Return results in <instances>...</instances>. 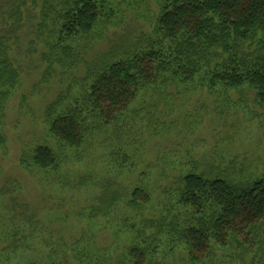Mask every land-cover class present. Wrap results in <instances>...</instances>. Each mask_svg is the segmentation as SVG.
Wrapping results in <instances>:
<instances>
[{
    "label": "rangeland",
    "instance_id": "rangeland-1",
    "mask_svg": "<svg viewBox=\"0 0 264 264\" xmlns=\"http://www.w3.org/2000/svg\"><path fill=\"white\" fill-rule=\"evenodd\" d=\"M162 1L111 0L109 22L60 47L40 29L41 0L19 8L9 42L18 83L0 106V264H126L137 235L149 250L154 237L164 243L150 264H191L160 234L194 218L177 204L182 178L246 185L264 176V108L247 85L214 92L201 82L159 81L109 125L82 114L76 150L49 134L53 118L82 107L105 66L150 47ZM39 146L56 156L53 169L34 165ZM136 188L147 205L132 203ZM260 227L255 250L215 248L195 264H264Z\"/></svg>",
    "mask_w": 264,
    "mask_h": 264
},
{
    "label": "trees",
    "instance_id": "trees-1",
    "mask_svg": "<svg viewBox=\"0 0 264 264\" xmlns=\"http://www.w3.org/2000/svg\"><path fill=\"white\" fill-rule=\"evenodd\" d=\"M26 1L0 0V106L18 83L9 42L13 44L18 35L19 8ZM110 1L41 0L40 29L53 32L58 47L72 43L90 35L99 22L113 18ZM161 4L150 47L105 66L82 95V107L52 119L49 134L58 143L73 150L81 147L87 114L109 125L143 89L159 81L201 82L214 92L247 85L264 108V0H163ZM32 157L36 167L54 168L56 156L49 147H37ZM181 185L177 204L194 218L173 223L160 234L170 246H182L189 263L204 262L213 249L233 244L255 250L254 231L264 224V176L242 185L191 173ZM130 198L135 205L150 202L139 188ZM136 238L137 244L126 251V264H150L164 243L154 237L156 245L149 250L140 235Z\"/></svg>",
    "mask_w": 264,
    "mask_h": 264
}]
</instances>
